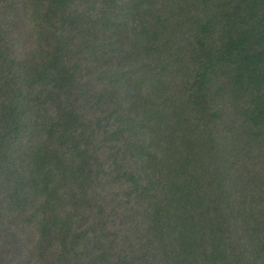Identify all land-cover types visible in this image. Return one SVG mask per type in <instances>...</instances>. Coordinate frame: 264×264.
Here are the masks:
<instances>
[{
	"label": "trees",
	"instance_id": "obj_1",
	"mask_svg": "<svg viewBox=\"0 0 264 264\" xmlns=\"http://www.w3.org/2000/svg\"><path fill=\"white\" fill-rule=\"evenodd\" d=\"M0 264H264V0H0Z\"/></svg>",
	"mask_w": 264,
	"mask_h": 264
}]
</instances>
